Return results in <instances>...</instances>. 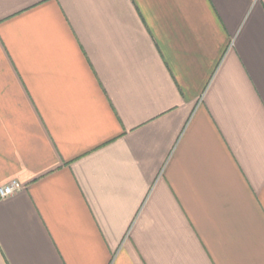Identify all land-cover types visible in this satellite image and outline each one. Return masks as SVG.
Instances as JSON below:
<instances>
[{
	"label": "crops",
	"instance_id": "1",
	"mask_svg": "<svg viewBox=\"0 0 264 264\" xmlns=\"http://www.w3.org/2000/svg\"><path fill=\"white\" fill-rule=\"evenodd\" d=\"M0 264H264V0H0Z\"/></svg>",
	"mask_w": 264,
	"mask_h": 264
},
{
	"label": "built area",
	"instance_id": "2",
	"mask_svg": "<svg viewBox=\"0 0 264 264\" xmlns=\"http://www.w3.org/2000/svg\"><path fill=\"white\" fill-rule=\"evenodd\" d=\"M20 189H21L20 184H18L17 182H12L11 184H9L7 186L0 187V197L1 198H7L10 196H13Z\"/></svg>",
	"mask_w": 264,
	"mask_h": 264
}]
</instances>
